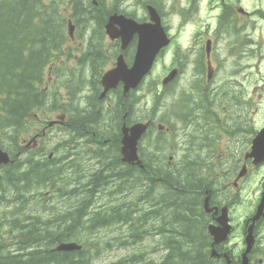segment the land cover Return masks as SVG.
I'll list each match as a JSON object with an SVG mask.
<instances>
[{"label": "flooded vegetation", "instance_id": "1", "mask_svg": "<svg viewBox=\"0 0 264 264\" xmlns=\"http://www.w3.org/2000/svg\"><path fill=\"white\" fill-rule=\"evenodd\" d=\"M26 2L29 0H25ZM249 1V4H246ZM254 1V2H253ZM92 10L98 13L96 18L88 17L79 0H38L36 14L42 20V26H53L39 42L41 50L48 47L50 56L45 64V70L55 69L63 79H68L72 85L66 87L63 100H59L56 113L62 115L59 126L60 134H68L69 142L60 156L63 165L68 166L67 174L60 179H74L76 167L82 164L77 148H83L88 162H93L95 169L89 171L87 180L93 174L104 179L122 177L124 171L119 169V158H115L113 142L118 141L121 127V116L124 114V101L121 87L108 91L101 96L103 90L101 79L108 70L117 66V58L122 57L123 63L131 67L133 55L137 49L138 34L132 33L125 44L122 39L124 25H115L116 34L110 38L105 26L109 18L117 15L122 20L134 22V26H155L156 20L168 39V45L160 51L154 65L168 56V64L161 81L170 72L173 79L164 87L181 83L182 95L190 108H197L196 113H172L182 124L184 143L193 145L201 152V158L194 157L182 160L186 165L202 166L195 187L196 231L197 244L204 247V260L207 264H240L242 255H246V264H264V210L258 220L252 222L264 191V175L260 181L255 197L252 194L246 202V210L242 220L235 221L234 207L240 203V193H252L250 178L264 168V161L254 166L253 158L249 157L253 141L257 133L264 128V119L259 121L253 114L254 97L257 88L251 86V62L255 55L252 45V26L254 22H264V0H84ZM113 3L111 6L109 4ZM255 5V6H254ZM84 18L93 20L97 30L90 36L87 32L85 51L78 54V46L73 43V25ZM50 29V28H49ZM77 29L76 32L77 33ZM104 36L107 42L115 48L112 60L104 61L100 40ZM185 37L183 43L179 40ZM112 66L109 69L107 64ZM77 65V76L68 68ZM89 65V79L82 78L85 65ZM158 64V63H157ZM63 68L68 72L66 77ZM50 76V73L48 74ZM51 78V76H50ZM85 84L88 86L85 88ZM85 88V93L83 89ZM139 90V89H137ZM53 91H58L54 88ZM77 91V92H76ZM89 91V94H87ZM113 95L112 103L104 106ZM260 97V95H257ZM136 101L134 94H129L125 103L128 109L126 118L122 120L127 127L142 121L134 120ZM148 135L154 122L149 121ZM44 123V122H43ZM46 126V125H45ZM39 129L38 138L46 134V127ZM112 130V132L108 130ZM45 130V132H44ZM111 134L103 137L102 132ZM170 135L171 129H166ZM158 133V132H157ZM162 135V133H158ZM91 137V138H89ZM87 138L88 142L82 141ZM165 145L164 139L156 142V153ZM27 152L32 154L35 149L27 145ZM52 154V153H50ZM115 159H114V158ZM29 160L28 158H23ZM156 162H161L155 159ZM169 158L167 165H170ZM1 175L6 171L0 167ZM135 175L138 170L131 168ZM188 176V175H187ZM158 182L162 183L155 178ZM182 203L188 209L190 185H186ZM133 192L135 213H139L141 205V189L139 184ZM66 191L61 195H66ZM158 193L151 191V197ZM75 199V192H72ZM129 195V194H128ZM76 200V199H75ZM153 200V205L156 203ZM62 203L61 201H58ZM119 208L128 210L125 205ZM75 209V205H74ZM73 218V217H72ZM126 231V224H119ZM209 228L216 235L209 233ZM219 228V229H218ZM218 229V230H217ZM217 230V231H216ZM124 231V232H125ZM123 234V233H122ZM155 234V233H154ZM128 236L121 243H133L136 236ZM219 238L218 243H215ZM248 239V240H247ZM238 240V243H232ZM161 251L160 260L171 256L170 250H152L153 255ZM211 251H214V255ZM149 259L147 264H155ZM145 264V263H143Z\"/></svg>", "mask_w": 264, "mask_h": 264}, {"label": "trees", "instance_id": "2", "mask_svg": "<svg viewBox=\"0 0 264 264\" xmlns=\"http://www.w3.org/2000/svg\"><path fill=\"white\" fill-rule=\"evenodd\" d=\"M37 7L38 0L0 2V148L8 152L13 161L4 168L6 171L4 178L0 172V207L12 203L18 204L11 213V216L17 217L9 219L10 213H3L0 216V264H90L91 255L85 250L59 254L53 248L68 239L86 246V242L83 241L86 235L111 224L127 223L130 228H134L137 221L136 205H125L128 209L125 211H121L119 207L107 209L93 207V198L101 190L104 182H107L104 178L98 177L99 173L93 174L83 185L76 180L84 199L73 210L74 216L71 222L65 227L59 226L55 230H47L48 236L39 230V214L30 209L28 199L33 193L44 195L45 192L57 190V182L52 178L58 173H66L68 166L51 167L47 161L17 157L19 152L23 151L19 141H21L20 135L26 134L25 124L28 117L34 110L42 108L47 99L41 86L50 53L47 46L41 50L39 42L58 23V20H53V26L44 28L42 20L36 14ZM126 100L127 98L125 103ZM193 112H197L196 107L192 108L191 113ZM112 145L116 158L119 156L118 141H114ZM142 163L144 169L138 171L139 181L141 184L146 183L148 187L143 190L141 196L148 198L151 191H159L156 194L155 205L151 206L154 210L149 216L155 213L152 219L159 223L162 222L159 216L161 214L164 216L163 220L168 218L172 226V231L164 228V224L157 229L161 235L168 236L167 248L171 251L170 258L160 264H182V262L207 264L202 246L198 249V244L191 240L192 236L189 234L191 228V231L195 230L190 218L194 204L191 202L188 204L189 212L186 215L187 208L182 203L183 187L198 179L199 166H182L174 177L173 172L159 169L160 164L151 166L146 160ZM123 171L122 180L127 183L131 168L125 167ZM61 183L65 188L71 181ZM190 189L193 191L191 194L193 198L196 196V191L195 188ZM107 205L118 206L110 202H107ZM69 215L70 213L65 214L64 219L69 221ZM19 216H23L24 220L21 221ZM144 216L141 220L142 224L148 219L146 215ZM71 228H74L73 234ZM184 229H187V236ZM5 234L10 236L13 234L11 241H8L9 238L5 239ZM70 234L76 237L70 239ZM184 245L189 249L187 260L183 259ZM140 257H136L137 261L143 263ZM137 261L134 260L131 264H137Z\"/></svg>", "mask_w": 264, "mask_h": 264}, {"label": "rangeland", "instance_id": "3", "mask_svg": "<svg viewBox=\"0 0 264 264\" xmlns=\"http://www.w3.org/2000/svg\"><path fill=\"white\" fill-rule=\"evenodd\" d=\"M79 2L83 6V10L88 17L96 18L98 13L92 10L84 0H79ZM254 2V1H253ZM113 3L109 4L111 6ZM246 4H249V1H246ZM255 6V5H254ZM73 25V43L75 46H78V54L85 51V45L87 44V37H83V35L87 32V36H90L93 33V30H97V26L95 22L86 18H82L78 24L76 25L74 22ZM76 29L78 30L77 33ZM251 37L253 39L252 45L254 49L255 55H253L250 60L252 61L250 66V70L247 73H250L251 78V86L253 88H257L256 96L254 97V104H256L253 108V114L257 116L259 121L264 119V22L257 21L253 23L252 26V33ZM185 37L182 36L179 40L183 43ZM102 54L104 56V61L108 62V59L112 60V54L115 52V48L110 45L107 40L102 36L100 40ZM168 56L165 55L162 58V61L157 62L154 68L153 73L147 78L144 83L141 85V88L135 92V97L138 98L137 103L135 104L134 112V120L144 121L147 120L148 117H153L152 122H154V126L151 128L150 134L148 138H144L141 143V147L144 149V152L147 154L148 157H151L152 160L159 159L165 165L167 164L168 158H171L172 166L179 165L182 160H190L194 157L198 159L201 158V152L193 145H187L184 143L183 140V133L181 132L182 124L180 120L174 116L172 113H186L188 110L185 107V102L181 100L182 95V86L181 83L178 82L175 85H172L169 88L162 89L161 86V78L165 73V68L168 64ZM112 66L110 62L107 64V67H103L105 69H109ZM69 69L73 71V74L77 76V65L71 64L68 66ZM58 69H62V73L67 77L68 72L65 71L63 68L59 67ZM51 78L48 80V88L51 91L54 88H57L59 93H63L66 87H70L72 83L66 78H61L56 70L48 69ZM82 78L89 79V65L86 64L85 68L82 72ZM88 85L85 84V88ZM85 88L83 92L85 93ZM77 92V91H76ZM89 94V91H87ZM260 95V97H257ZM159 97V99H156ZM113 95L110 97L108 101L105 102L104 106H108L112 103ZM42 116L34 122V129H41L46 123H43L41 119H46L47 124L54 122L55 120H61L62 115L60 113H53L49 114L47 109H44ZM40 116V115H39ZM29 122V119H27ZM27 124V123H26ZM163 126L166 129L170 128L171 133L170 135H165L166 133L162 132L163 135H158V126ZM112 132V130H108ZM108 131H103L101 134L103 137H108L111 134ZM23 136V137H22ZM24 139V145L29 143V137H26L25 134L20 135V139ZM91 138V137H89ZM164 139L167 142L166 145H162V150L159 153H156L154 146L156 142H161ZM65 140V136L61 135L59 131L56 129V125L52 126L49 129H46V134L41 139H37L35 143L32 144L31 149H39L43 146V150L45 152V156H48L49 153L51 157L58 158L64 153L63 149L67 148L69 142H66L64 145L61 146V143ZM82 141L88 142L87 138L82 139ZM22 141H19L21 145ZM79 152L82 164L76 167V176L75 179H79L82 182L86 181V176L88 175L89 171L95 169L97 166L93 165V162H88L86 159V155L83 151V148H77L76 150ZM264 175V168L256 172L250 178V190L252 193L248 192L244 194V190L240 193V203H238L233 209V216L235 221H240L243 219L246 210V202H248L251 194L252 197H255V192L258 189L260 181L263 179ZM118 183L115 184L117 189ZM109 187V186H108ZM112 187V186H111ZM109 187V188H111ZM118 195L115 197L116 204L122 205L123 203L133 200V195L129 194L130 191H127L126 185L121 184L118 186ZM107 188L106 186H102L101 190L96 194L98 196L95 199L94 206H103L106 201V197L101 198L103 195L104 189ZM68 189V188H67ZM115 191V190H114ZM44 192V191H43ZM127 194L129 196L126 198ZM27 196V195H26ZM28 203L30 204V209L34 210L39 214L40 217L43 219L52 213L58 211V205H56V201L52 199V196L48 193L46 195H39L37 193H33L31 197L28 199ZM76 203L74 198L66 197L63 199L61 203V214L70 213L69 206H74ZM15 206H18L17 203L10 204L6 207H0V216L3 213H10L9 219L17 217L11 216V213L14 211ZM21 206V205H19ZM29 206V205H27ZM22 207V206H21ZM60 211V210H59ZM25 214L27 212H24ZM146 210H140L138 216L146 215ZM19 219L23 221V216H19ZM136 226L140 227L139 232H151L152 224L147 223L143 225L141 222L136 223ZM123 229L121 225L118 228V225H112L106 229L100 230L97 232V235L89 234L86 235L90 240L88 241V246L92 252L99 251V256L94 259L93 264H113L119 261L127 260L129 258H133L137 256L139 253L145 254L146 260L149 259L153 260L154 262H158L160 259L159 257L163 254L161 251L157 252L153 255L152 250H159L160 247L157 246L160 240V237L149 235L144 237L143 241H136L134 244L124 245L115 247L116 242L122 241L125 239L130 232L128 228L126 231ZM123 233V234H122ZM18 236V235H16ZM4 237L11 238L10 235L5 234ZM108 243V246H106ZM232 243H238V240H233ZM95 246V247H94ZM157 246V247H156Z\"/></svg>", "mask_w": 264, "mask_h": 264}, {"label": "water", "instance_id": "4", "mask_svg": "<svg viewBox=\"0 0 264 264\" xmlns=\"http://www.w3.org/2000/svg\"><path fill=\"white\" fill-rule=\"evenodd\" d=\"M111 21H114L117 25H124V32L122 34V39L126 44L130 40L132 33L138 34V44L134 63L131 69H127L124 64L121 63L120 59L118 64L112 73L108 74L104 78L105 86H109L111 78L113 83L120 80L124 85V92H127L129 89L136 88L143 77L150 71L153 61L158 54L159 50L168 44V40L163 36L158 24L155 26L147 25L144 27H137L129 23L123 22L121 18H112ZM174 76V72L170 77H166L163 80V85L167 84L169 80ZM146 131V126L143 124L133 125L130 128L122 129V138H121V156L122 161L125 163L132 164L137 160L136 150L137 144L140 138ZM264 136V130H262L256 139L262 138ZM264 140L261 143H257L256 150L254 154H250L249 157L254 158V165L262 162L264 157ZM9 163V156L7 153L0 150V165H6ZM264 208V195L258 206L257 213L253 220H257ZM80 247L76 244H64L57 247V251H73L79 250ZM242 264L245 263L243 259Z\"/></svg>", "mask_w": 264, "mask_h": 264}, {"label": "bare ground", "instance_id": "5", "mask_svg": "<svg viewBox=\"0 0 264 264\" xmlns=\"http://www.w3.org/2000/svg\"><path fill=\"white\" fill-rule=\"evenodd\" d=\"M70 220H71V219H70ZM70 220H69V222H71Z\"/></svg>", "mask_w": 264, "mask_h": 264}]
</instances>
